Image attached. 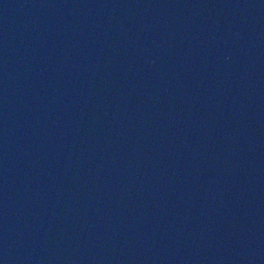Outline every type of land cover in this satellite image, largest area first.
<instances>
[{"label":"water","instance_id":"water-1","mask_svg":"<svg viewBox=\"0 0 264 264\" xmlns=\"http://www.w3.org/2000/svg\"><path fill=\"white\" fill-rule=\"evenodd\" d=\"M0 264H264V0H0Z\"/></svg>","mask_w":264,"mask_h":264}]
</instances>
